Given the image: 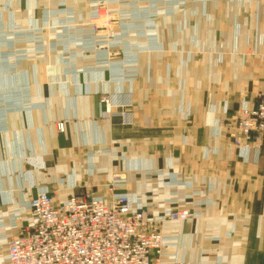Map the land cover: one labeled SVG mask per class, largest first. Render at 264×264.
<instances>
[{"label": "crops", "instance_id": "obj_1", "mask_svg": "<svg viewBox=\"0 0 264 264\" xmlns=\"http://www.w3.org/2000/svg\"><path fill=\"white\" fill-rule=\"evenodd\" d=\"M263 56L264 0H0V264L37 194L111 185L154 218L193 214L163 224L159 264H264V134L228 136Z\"/></svg>", "mask_w": 264, "mask_h": 264}, {"label": "built area", "instance_id": "obj_2", "mask_svg": "<svg viewBox=\"0 0 264 264\" xmlns=\"http://www.w3.org/2000/svg\"><path fill=\"white\" fill-rule=\"evenodd\" d=\"M96 15L107 17L104 5H98ZM107 38L114 36L109 33ZM96 46L100 50L108 47L107 43ZM114 100L109 93L99 97L103 114L125 120L128 113L123 110L131 108V103L119 105ZM58 129L63 133L64 125L59 124ZM229 129L235 147L254 148L264 134V85L258 92L257 107L242 109ZM115 190L111 185L108 201L89 191L73 194L63 202L51 192L37 194L29 203V225L19 228L21 220L16 219L13 230L17 234L7 243L6 264H159L167 242L163 224L187 222L193 214L181 209L154 218Z\"/></svg>", "mask_w": 264, "mask_h": 264}]
</instances>
